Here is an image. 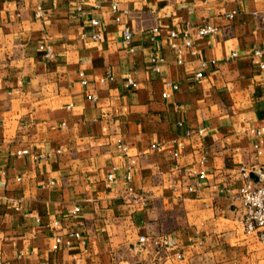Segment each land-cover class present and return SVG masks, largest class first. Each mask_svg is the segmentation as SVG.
Masks as SVG:
<instances>
[{"label":"crops","instance_id":"crops-1","mask_svg":"<svg viewBox=\"0 0 264 264\" xmlns=\"http://www.w3.org/2000/svg\"><path fill=\"white\" fill-rule=\"evenodd\" d=\"M263 65L264 0H0V264H264Z\"/></svg>","mask_w":264,"mask_h":264},{"label":"built area","instance_id":"built-area-1","mask_svg":"<svg viewBox=\"0 0 264 264\" xmlns=\"http://www.w3.org/2000/svg\"><path fill=\"white\" fill-rule=\"evenodd\" d=\"M112 11L116 14L118 13V4L115 2L111 6ZM36 14L38 16L42 15V9L39 7L38 10L36 11ZM116 19L118 21L121 20L120 16L117 15ZM93 25L99 26L100 20L98 18H94L92 20ZM218 28L213 25H206V26H201L198 28V33L201 35H207L213 32H216ZM93 38L95 39H100L102 37V34L100 31L94 32L92 35ZM171 36L175 37L177 36L176 31L171 32ZM125 37L127 40H130L132 37V31L129 26L125 28ZM185 44L191 48L193 52L194 50V43L192 38H190L188 35L185 36ZM43 50H45L46 56L48 58H51L54 53L53 49L50 45H41L40 46ZM260 53V52H257ZM233 55H236L234 53ZM154 60H161L154 58ZM264 66V65H263ZM198 77L203 76L202 72L197 73ZM83 83H86V79L83 78ZM128 84H131L133 86H136V82L134 79H129ZM171 83H168V86H171ZM163 97H168L169 94L168 92H163L162 93ZM89 98L95 99L93 95H89ZM126 149V147H125ZM29 149H23L18 151L19 154L21 153H28ZM240 176L242 179V183L239 186V195L242 200V215H241V220L245 226V230L248 233H255L259 236L261 242L264 244V164L261 165L260 167H248V166H241L239 168ZM110 178L114 177V174L109 175ZM130 177V175H128ZM200 180L204 179L206 177V171L205 170H200L198 172L197 176ZM1 200H0V205H1ZM14 205L18 207V204L14 202ZM80 207L76 206L73 208V213H77L80 211ZM59 225V220H52L49 223L50 228H56ZM75 235L77 237H80V233L76 232ZM147 241V237L141 236L140 237V242L144 243ZM165 243H167V240H164ZM64 240L61 235H55L53 242H52V248L53 249H58L63 245Z\"/></svg>","mask_w":264,"mask_h":264}]
</instances>
